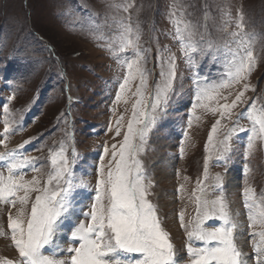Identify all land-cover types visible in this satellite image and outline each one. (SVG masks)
<instances>
[{"label":"rangeland","instance_id":"rangeland-1","mask_svg":"<svg viewBox=\"0 0 264 264\" xmlns=\"http://www.w3.org/2000/svg\"><path fill=\"white\" fill-rule=\"evenodd\" d=\"M241 12L243 31L252 39L257 61L245 81L254 90L245 93L231 119L221 120L214 137L217 145L229 128L237 127L229 140V149L221 158L222 150L209 147L205 151L209 132L219 115L197 109L201 119L189 128V114L197 82L204 86L226 79L229 49L236 48L231 33L238 31L236 24ZM175 20L191 26V47L187 40L182 43L176 38ZM129 24L140 34L144 66L151 73L150 92L161 80L162 61L169 56H175L176 60V75L167 103L155 112V124L138 159L145 183L151 180L153 185L148 199L156 206L163 227L170 233L179 264H188V240L178 217L184 210L186 223L195 218L191 193L197 180L203 179L206 156L209 179L205 183L212 185L217 174L222 178V189L208 187V199L223 195L238 224L237 246L245 253L247 264H256L241 192L251 186L257 196L264 194V143L257 141L254 152L245 157L249 133L239 128L251 125L239 114L253 100L258 106L264 105V0H0V139H3L5 120L11 129L5 141L7 148L0 144V152H14L18 158H37L35 165L42 169V178H46L49 149L56 150L63 142L77 185L72 193L73 207L58 228L61 246L52 250V244L44 254L55 253L58 258L68 259L66 249L74 246L69 239L70 229L83 218L81 211H87L92 203L101 158L107 166L111 146L123 139L126 128L116 136L115 120L123 114L126 125L134 98L127 105H116L114 101L127 72L125 61L134 57L132 50L120 53L116 41L123 31L121 25ZM245 82L222 90V95L228 96L230 103ZM10 97L14 98L9 100ZM4 104L8 105V113L3 110ZM105 145L108 155H104ZM161 160L171 162L170 167H165L170 171L168 178H160ZM5 165L6 161H0V171L7 174ZM245 165L251 169L247 174ZM23 172L26 179L39 175L32 171V166ZM228 176L237 178L235 187L226 183ZM180 185H184V191L178 193ZM159 192L164 193L162 199ZM9 211L15 215L16 209L0 204V229L6 234L0 237V259L17 260L18 252L12 246L7 227ZM221 224L222 221L214 219L206 221L205 227ZM193 246L202 244L196 241Z\"/></svg>","mask_w":264,"mask_h":264},{"label":"snow or ice","instance_id":"snow-or-ice-1","mask_svg":"<svg viewBox=\"0 0 264 264\" xmlns=\"http://www.w3.org/2000/svg\"><path fill=\"white\" fill-rule=\"evenodd\" d=\"M171 15L175 17V13ZM243 21L241 12L236 24L238 31L231 33L236 48L229 49L231 58L226 79L204 86L197 82L189 114V128L194 121L201 119L196 114L197 109L219 115L220 118L215 121L209 132L205 151L207 152L209 147L217 151L222 150L221 158L223 152L229 149L230 138L237 131L236 126L229 128L218 145L214 143L221 120L231 119L233 110L243 102L245 93L254 90L245 82L251 76L257 61L252 39L243 31ZM121 27L123 31L116 41L118 51L124 53L132 50L134 58L125 61L127 72L119 84L114 104L127 105L131 98L134 100L126 125L123 114L115 120L116 136H120L122 128H126L123 139L118 145L111 146V160L107 166L103 163V157L101 158L92 203L87 211H81L83 218L70 229L69 239L74 246L66 249L68 259L58 258L55 253L44 254V250L53 244L62 218L73 207L72 193L77 187L73 182L67 149L61 142L58 149H49V171L46 178H42V169L35 165L37 158H18L14 152H0V161H6L7 173L0 171V204L16 209L15 215L9 211L7 227L12 246L19 257L17 260L5 257L0 259V264H179L170 233L163 227L156 206L148 199L149 189L153 185L151 180L145 183L146 177L138 159V155L144 150L148 133L155 124V112L161 104L167 103L168 93L176 75V60L175 56H169L166 61H162L159 73L161 80L150 92L148 80L151 73L144 66L146 59L139 47L140 34L138 31L134 32L130 24ZM174 27L176 38L182 43L187 40L188 46L191 47V26L181 20H175ZM242 82H245L242 89L229 103L228 96L222 95V90L233 88ZM12 98L14 97L9 100ZM221 99L225 102L220 103ZM2 107L4 112L8 113V105L4 104ZM112 111L115 115V108ZM239 117L247 119L251 125L250 128H239V131L249 133L245 152L247 158L254 152L257 141L264 143V105L258 106L253 100ZM109 130H112L111 124ZM10 131L5 120L3 139H0V144L5 148ZM184 136L188 137L187 131ZM19 147L22 148L23 145ZM184 151L182 144L181 155ZM75 154L73 149V156ZM108 154L109 149L105 145L104 155ZM207 161L206 156L203 179L197 180V186L191 193L195 204L194 220L186 223L184 210L180 211L178 217L180 227L185 230L188 240V264H247L245 253L236 243L235 232L238 224L233 219L228 203L223 195L208 199V187L222 189V178L217 174L212 185L205 183L209 179ZM29 166L39 175L26 179L23 170ZM250 171L245 165V174ZM183 191L184 185H180L177 192ZM241 195L247 210L254 258L256 264H264V194L257 196L254 188L246 186ZM214 219L222 221V224L205 227L206 221ZM256 228L260 230L255 231ZM5 235L0 229V237ZM196 241L201 242L202 246H193ZM133 255L137 258L132 259Z\"/></svg>","mask_w":264,"mask_h":264},{"label":"bare ground","instance_id":"bare-ground-1","mask_svg":"<svg viewBox=\"0 0 264 264\" xmlns=\"http://www.w3.org/2000/svg\"><path fill=\"white\" fill-rule=\"evenodd\" d=\"M169 160V159H168ZM159 161H160V159H159ZM161 163H162V165H163V167L161 168V169H163V168H167L168 166L170 167L171 166V162L170 161H163L162 162V160H161ZM159 168V167H158ZM166 168L165 169H163V170H161V169H159L160 170V173H162L161 175V177L160 178H168L169 177V175H170V171L169 170H166ZM162 181V180H161ZM237 178L235 177H230V176H228L227 177V180H226V183L229 185V187H235L236 186V184H237ZM161 192H164V191H161ZM161 192H159V194H158V196L162 199L163 197H164V193H161ZM162 196V197H161ZM164 203V202H163ZM162 203V204H163ZM60 226H61V224H60ZM173 232H174V230H173ZM60 237H61V233H59V231H57V235H56V237H55V239H54V241H53V246L51 247V249L52 250H58V248L61 246L60 244H59V239H60ZM243 238V237H242ZM242 240L243 239H240V241L242 242ZM61 241H63V240H61ZM240 242V243H241ZM53 248H55V249H53ZM51 250V251H52Z\"/></svg>","mask_w":264,"mask_h":264}]
</instances>
